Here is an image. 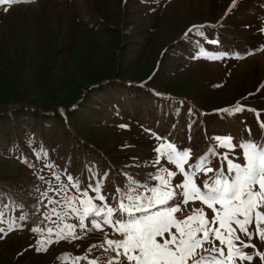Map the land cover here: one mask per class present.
Returning a JSON list of instances; mask_svg holds the SVG:
<instances>
[{
    "label": "rangeland",
    "instance_id": "obj_1",
    "mask_svg": "<svg viewBox=\"0 0 264 264\" xmlns=\"http://www.w3.org/2000/svg\"><path fill=\"white\" fill-rule=\"evenodd\" d=\"M231 4L232 0L0 4V117L20 108L39 111L30 119H0V228L7 233H0V264H74L77 256L87 257L79 264L97 258L106 264L108 254L99 246L104 234L95 229H77L80 239L60 240L47 245V251H35L48 227L57 230L51 209L60 211L65 199L76 194L71 188L48 192L58 201L54 205L40 195L68 183L65 169L83 186L86 167L95 168L103 193L111 197L116 187L124 186L123 177L130 174L143 182L155 173L154 149L165 140L191 148L189 163H194L209 148L228 151L219 147L216 136L232 135L237 142L250 130L253 140L264 139V0H236L229 10ZM192 25L202 26L203 35L193 31L185 39ZM212 40L218 43L208 42ZM220 51L229 55L206 58ZM237 103L244 111H217ZM36 135L47 144L35 145ZM228 158L234 159V154L229 152ZM211 159L213 167L220 166L219 157ZM19 203L33 213L27 220L19 219ZM185 212L190 214V209ZM13 220L14 229L8 231ZM64 222L78 224L71 218ZM33 227L42 231L33 233ZM105 232L108 238H118L107 227ZM251 243L256 248L245 249L248 254L264 252V242L255 233ZM242 264L262 262L254 255Z\"/></svg>",
    "mask_w": 264,
    "mask_h": 264
},
{
    "label": "snow or ice",
    "instance_id": "obj_2",
    "mask_svg": "<svg viewBox=\"0 0 264 264\" xmlns=\"http://www.w3.org/2000/svg\"><path fill=\"white\" fill-rule=\"evenodd\" d=\"M14 2L0 0V4ZM235 4L236 0H232L229 10ZM201 27L192 25L184 38L188 39L193 31L203 35ZM208 42L218 43L217 40ZM228 55L220 51L208 53L206 58L221 59ZM217 111L234 115L244 108L237 103L233 108ZM260 127L264 129V122ZM214 139L220 148L228 151L221 153L209 148L194 163H189L191 148L181 149L165 140L154 149L156 157L151 166L155 173H149L148 180L143 182L130 174L123 177L124 186L116 187L111 197L103 193L104 183L95 168L86 167L87 179L83 186L80 178L67 174L65 169L63 174L67 175L68 183L61 184L60 188H48L40 195L54 205L58 201L48 197V192L71 188L76 194L65 199L60 211L51 209L57 217L53 222L57 230L48 227L47 237L36 241L35 251H47V245L60 240L80 239L77 229H95L104 234L99 246L108 254L106 264H242L251 262L254 255L264 264V252L255 251L250 255L245 251L256 248L251 243L254 233L264 242V139L253 140L250 130L247 137H240L237 142L232 135ZM229 152L234 154V159L228 158ZM212 157H219V167H213ZM162 161L171 165L172 170ZM107 176L105 173L104 181ZM38 178L44 180L43 176ZM16 207L22 212L20 220H27L33 214L31 210L25 211L22 203ZM186 207L190 214L185 212ZM44 218L49 219L47 215ZM69 218L78 224L65 223ZM3 222V213H0V223ZM14 226L15 220L8 224V231ZM105 227L118 238H108ZM31 231L40 233L42 229L33 227ZM0 233L7 234L3 228ZM86 259L77 256L74 264ZM88 264L100 262L97 258L88 260Z\"/></svg>",
    "mask_w": 264,
    "mask_h": 264
},
{
    "label": "trees",
    "instance_id": "obj_3",
    "mask_svg": "<svg viewBox=\"0 0 264 264\" xmlns=\"http://www.w3.org/2000/svg\"><path fill=\"white\" fill-rule=\"evenodd\" d=\"M39 113V111H30L29 109H25V108H20V109H18V111H12L11 113H7V112H5V113H3L1 116L2 117H0V119L2 120V121H4V120H8V119H13V117H15V118H18V117H20V116H22V118H26L27 117V119H30L32 116H35V115H37ZM11 116H12V118H11ZM42 118V117H41ZM34 119H35V117H33V119L31 120L32 122L34 121ZM37 134H40V133H37ZM16 142V140L14 139V140H11V142H8V143H6L7 145H9V144H13V143H15ZM34 144L36 145H38V144H47V142H46V140L43 138V136L41 135V137H40V135H36V138H35V140H34Z\"/></svg>",
    "mask_w": 264,
    "mask_h": 264
}]
</instances>
